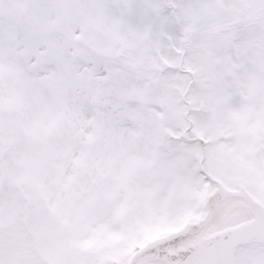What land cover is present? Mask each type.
I'll return each mask as SVG.
<instances>
[{
    "label": "snow or ice",
    "instance_id": "obj_1",
    "mask_svg": "<svg viewBox=\"0 0 264 264\" xmlns=\"http://www.w3.org/2000/svg\"><path fill=\"white\" fill-rule=\"evenodd\" d=\"M0 264H264V0H0Z\"/></svg>",
    "mask_w": 264,
    "mask_h": 264
}]
</instances>
